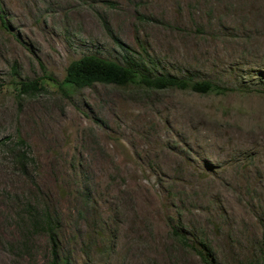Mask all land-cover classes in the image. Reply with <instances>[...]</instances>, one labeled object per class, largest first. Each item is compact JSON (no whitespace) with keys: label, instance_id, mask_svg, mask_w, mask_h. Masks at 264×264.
Here are the masks:
<instances>
[{"label":"rangeland","instance_id":"rangeland-1","mask_svg":"<svg viewBox=\"0 0 264 264\" xmlns=\"http://www.w3.org/2000/svg\"><path fill=\"white\" fill-rule=\"evenodd\" d=\"M0 264H264V0H0Z\"/></svg>","mask_w":264,"mask_h":264},{"label":"trees","instance_id":"trees-1","mask_svg":"<svg viewBox=\"0 0 264 264\" xmlns=\"http://www.w3.org/2000/svg\"><path fill=\"white\" fill-rule=\"evenodd\" d=\"M94 83L115 84L122 86L127 84L141 85L156 90H164L167 87L179 89H190L198 94L225 93L227 88L220 87L209 80L198 81L173 76L149 75L135 67L133 64L120 65L115 61L108 60L97 55L88 54L81 56L78 60H71L64 69V75L60 86L63 88L74 87L81 89ZM21 89L27 91H38L37 81L21 82ZM48 221V218H47ZM177 231H174L176 234Z\"/></svg>","mask_w":264,"mask_h":264}]
</instances>
